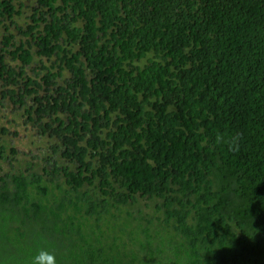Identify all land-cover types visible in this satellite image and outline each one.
Segmentation results:
<instances>
[{
	"label": "trees",
	"instance_id": "16d2710c",
	"mask_svg": "<svg viewBox=\"0 0 264 264\" xmlns=\"http://www.w3.org/2000/svg\"><path fill=\"white\" fill-rule=\"evenodd\" d=\"M4 101L0 264H264V0H0Z\"/></svg>",
	"mask_w": 264,
	"mask_h": 264
},
{
	"label": "rangeland",
	"instance_id": "374dc122",
	"mask_svg": "<svg viewBox=\"0 0 264 264\" xmlns=\"http://www.w3.org/2000/svg\"><path fill=\"white\" fill-rule=\"evenodd\" d=\"M3 105L6 106H0V143L13 144L20 150H34L35 153L42 155L47 148L46 140L36 136L31 126L22 125L23 110H15L8 101H4ZM2 129H6L7 133L3 134ZM13 133H17L18 136H14Z\"/></svg>",
	"mask_w": 264,
	"mask_h": 264
},
{
	"label": "clouds",
	"instance_id": "9594fccd",
	"mask_svg": "<svg viewBox=\"0 0 264 264\" xmlns=\"http://www.w3.org/2000/svg\"><path fill=\"white\" fill-rule=\"evenodd\" d=\"M31 264H56V258L51 252L41 249L32 258Z\"/></svg>",
	"mask_w": 264,
	"mask_h": 264
}]
</instances>
